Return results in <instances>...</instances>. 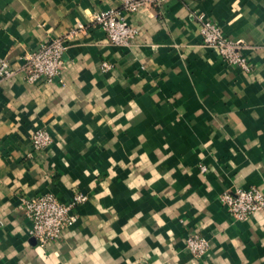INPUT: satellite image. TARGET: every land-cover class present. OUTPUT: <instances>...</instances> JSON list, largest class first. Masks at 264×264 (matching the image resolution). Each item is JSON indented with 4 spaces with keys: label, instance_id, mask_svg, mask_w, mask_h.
Returning <instances> with one entry per match:
<instances>
[{
    "label": "crops",
    "instance_id": "obj_1",
    "mask_svg": "<svg viewBox=\"0 0 264 264\" xmlns=\"http://www.w3.org/2000/svg\"><path fill=\"white\" fill-rule=\"evenodd\" d=\"M120 6L0 0V58L17 71L0 78V264H264V211L238 221L220 202L264 194V0H161L125 15L123 46L90 22ZM200 16L248 47L249 72L204 45ZM70 33L62 80L29 83L26 53ZM40 129L53 141L37 153ZM75 192L77 222L41 247L22 199Z\"/></svg>",
    "mask_w": 264,
    "mask_h": 264
},
{
    "label": "built area",
    "instance_id": "obj_2",
    "mask_svg": "<svg viewBox=\"0 0 264 264\" xmlns=\"http://www.w3.org/2000/svg\"><path fill=\"white\" fill-rule=\"evenodd\" d=\"M160 2L161 0H121L119 9L97 13L90 22L100 27L111 43L119 46L129 45L134 40L137 30L127 22L125 15L138 13L143 7ZM200 21L204 45L214 49L228 64L249 72L250 64L245 54L248 47L241 41L236 42L226 38L216 23L202 16ZM83 28V25H79V29ZM71 35L72 33L63 38L45 41L36 49L26 53L24 71L29 83L62 80V73L65 70L63 59L65 44ZM110 67L107 62L102 64L104 71L109 70ZM16 73V69L8 61L0 58V78H12ZM52 141L51 135L44 129L35 131L31 137L32 147L37 153L47 150ZM87 200L88 197L79 192H75L68 203L62 202L52 193L23 198L22 207L30 223L29 235L36 239L41 247L59 241L64 230L77 222V207ZM220 202L238 221H245L256 213L264 211V194L257 188L225 191L220 197ZM186 246L197 257H203L209 250L208 241L199 236L188 237Z\"/></svg>",
    "mask_w": 264,
    "mask_h": 264
}]
</instances>
